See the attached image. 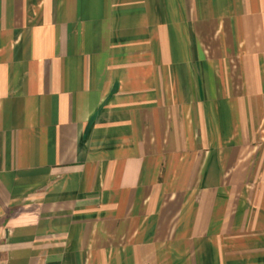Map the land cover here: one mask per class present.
Segmentation results:
<instances>
[{
	"label": "crops",
	"instance_id": "1",
	"mask_svg": "<svg viewBox=\"0 0 264 264\" xmlns=\"http://www.w3.org/2000/svg\"><path fill=\"white\" fill-rule=\"evenodd\" d=\"M0 264H264V0H0Z\"/></svg>",
	"mask_w": 264,
	"mask_h": 264
}]
</instances>
